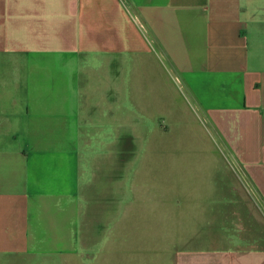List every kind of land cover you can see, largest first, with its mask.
<instances>
[{
	"label": "crops",
	"instance_id": "1",
	"mask_svg": "<svg viewBox=\"0 0 264 264\" xmlns=\"http://www.w3.org/2000/svg\"><path fill=\"white\" fill-rule=\"evenodd\" d=\"M191 111L184 240L133 181ZM0 264H264V0H0Z\"/></svg>",
	"mask_w": 264,
	"mask_h": 264
},
{
	"label": "rangeland",
	"instance_id": "2",
	"mask_svg": "<svg viewBox=\"0 0 264 264\" xmlns=\"http://www.w3.org/2000/svg\"><path fill=\"white\" fill-rule=\"evenodd\" d=\"M192 114L191 111L183 126L174 127L165 141L154 142L151 147L156 154L162 149L174 156L166 159L159 156L148 157L144 163V143L138 144L133 181L137 198L162 202V205L152 206V215L166 213L168 231L179 233L178 238L182 233L184 240L196 235L198 225L216 208L208 204L209 190L205 189L209 175L208 159L204 156L210 150L209 143L206 138H201V141L194 140L196 135L205 136V131ZM163 160L164 165L161 164ZM150 238L151 244H156V238ZM169 241L172 238L169 237ZM185 244L192 245L189 241Z\"/></svg>",
	"mask_w": 264,
	"mask_h": 264
}]
</instances>
